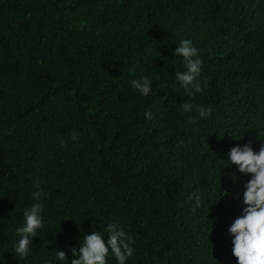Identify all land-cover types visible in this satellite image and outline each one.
<instances>
[{
	"label": "trees",
	"instance_id": "16d2710c",
	"mask_svg": "<svg viewBox=\"0 0 264 264\" xmlns=\"http://www.w3.org/2000/svg\"><path fill=\"white\" fill-rule=\"evenodd\" d=\"M185 39L207 84L194 97L175 78ZM249 141L264 145V0H0V264H71L110 223L134 238L126 264H238L228 229L251 174L228 154ZM35 203L43 227L19 259Z\"/></svg>",
	"mask_w": 264,
	"mask_h": 264
},
{
	"label": "clouds",
	"instance_id": "9594fccd",
	"mask_svg": "<svg viewBox=\"0 0 264 264\" xmlns=\"http://www.w3.org/2000/svg\"><path fill=\"white\" fill-rule=\"evenodd\" d=\"M175 55L183 58L186 69L183 72L178 71L175 77L181 82L185 94L189 97L203 94L207 84L200 79L203 61L198 58L199 50L190 40L185 39L175 49ZM131 85L144 96L149 95L152 90L151 81L147 77L135 79L131 81ZM194 107L197 116L201 119L209 117L212 113L210 107L194 106L191 102L181 104L185 113H192ZM145 116L149 120L153 118L150 111L146 112ZM190 122L196 123V119L190 118ZM72 138L75 140L77 136L74 134ZM228 155V161L236 165L240 173L251 174V179L246 183V190L243 193V202L247 207L244 208L243 215L237 218L228 229L234 237L232 254L236 257L238 264H264V145H261L259 151H255L249 141L244 147L231 148ZM35 187L39 189V185ZM42 195H44L42 191L37 190L33 193V198L39 200ZM189 199L195 200L193 211L202 206L198 193H192ZM42 211V205L35 203L23 214L24 223L16 229L19 239L12 251L19 259L29 255L33 238L37 236V230L43 227ZM105 231L108 234L107 242L98 231L85 234L79 250L72 248L77 258L72 259L71 264H108L107 258L110 254L117 264H126L135 251L132 246L134 238L117 223H110ZM56 259L67 260L66 252L58 250Z\"/></svg>",
	"mask_w": 264,
	"mask_h": 264
}]
</instances>
